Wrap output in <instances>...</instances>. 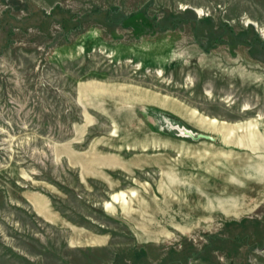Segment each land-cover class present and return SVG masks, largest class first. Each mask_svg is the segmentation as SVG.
<instances>
[{
    "label": "rangeland",
    "instance_id": "374dc122",
    "mask_svg": "<svg viewBox=\"0 0 264 264\" xmlns=\"http://www.w3.org/2000/svg\"><path fill=\"white\" fill-rule=\"evenodd\" d=\"M0 264H264V0H0Z\"/></svg>",
    "mask_w": 264,
    "mask_h": 264
},
{
    "label": "bare ground",
    "instance_id": "6f19581e",
    "mask_svg": "<svg viewBox=\"0 0 264 264\" xmlns=\"http://www.w3.org/2000/svg\"><path fill=\"white\" fill-rule=\"evenodd\" d=\"M186 132V131H185ZM187 134V133H186ZM191 136V135H190Z\"/></svg>",
    "mask_w": 264,
    "mask_h": 264
}]
</instances>
